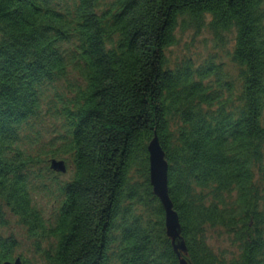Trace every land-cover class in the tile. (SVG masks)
Here are the masks:
<instances>
[{"label": "trees", "instance_id": "16d2710c", "mask_svg": "<svg viewBox=\"0 0 264 264\" xmlns=\"http://www.w3.org/2000/svg\"><path fill=\"white\" fill-rule=\"evenodd\" d=\"M190 31L222 47L233 36L235 78L212 58L170 62ZM43 108L64 133L47 156L72 172L49 218L36 197L62 175L32 148ZM154 138L181 259L264 264V0H0V229L36 258L0 236V264H179L149 183ZM209 230L228 236L230 260Z\"/></svg>", "mask_w": 264, "mask_h": 264}, {"label": "rangeland", "instance_id": "374dc122", "mask_svg": "<svg viewBox=\"0 0 264 264\" xmlns=\"http://www.w3.org/2000/svg\"><path fill=\"white\" fill-rule=\"evenodd\" d=\"M178 45L175 48H172L167 53V57L170 62L178 63L182 60L190 59L195 64H201L203 61L208 60V58L214 59L215 63L223 65V71L227 73L230 77L235 78L236 69L230 64L229 54L232 50V40L233 36H225V45L222 47L217 42H215L212 37L206 32L201 31L199 34L194 32H186L180 35H177ZM77 83V78L74 74H69L67 83H61L57 86V91L63 93L65 96L67 94L68 86H72L74 83ZM52 89H56L54 86ZM52 92L49 91L48 96L46 97V104L50 109L53 107L48 104ZM46 108H43L40 121L36 124L33 131L34 137H36L35 145L32 146L33 151L35 150V155L39 156L40 162L52 161L47 155L49 154L48 149L53 140L56 139L57 134H62V125L61 122L52 119L47 115ZM46 154V155H44ZM57 162H63L61 160H55ZM65 164V163H64ZM66 165V164H65ZM46 165L40 166L39 168L43 169ZM67 172L65 175L56 177L57 185L52 186V195L41 194L36 197V202L38 208L44 211L49 218L57 208L55 204L60 200L59 190L72 178V172L69 165H66ZM58 186V187H57ZM10 225H14L13 220H9ZM16 225V224H15ZM13 235L20 242V249L16 250L13 254V258L17 259L19 256L27 260L29 263L36 262L35 256L27 250V245L22 240L23 233L20 232L15 226L12 229H0L1 237H8ZM207 236V244L212 249V251L220 256H224L225 260H230L233 256L234 249L229 243L228 236L222 231H211L209 230ZM232 253V254H231ZM231 254V255H230Z\"/></svg>", "mask_w": 264, "mask_h": 264}, {"label": "water", "instance_id": "95a60500", "mask_svg": "<svg viewBox=\"0 0 264 264\" xmlns=\"http://www.w3.org/2000/svg\"><path fill=\"white\" fill-rule=\"evenodd\" d=\"M147 152L149 161V183L154 197L159 201L164 212L166 237L171 242V247L179 260V264H186V262L181 259V256L186 255V246L181 237L178 216L173 210V205L168 194V165L165 162L164 153L156 138L149 144ZM49 167L50 171L56 175H65L66 173V166L63 162L53 160L50 162ZM13 264H21V262L18 259Z\"/></svg>", "mask_w": 264, "mask_h": 264}]
</instances>
